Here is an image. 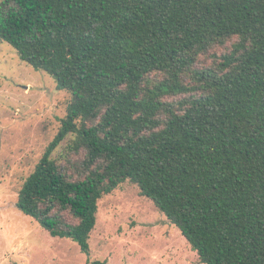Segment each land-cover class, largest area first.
<instances>
[{
	"label": "trees",
	"instance_id": "trees-1",
	"mask_svg": "<svg viewBox=\"0 0 264 264\" xmlns=\"http://www.w3.org/2000/svg\"><path fill=\"white\" fill-rule=\"evenodd\" d=\"M0 39L70 95L22 214L89 255L129 181L201 264H264V0H1Z\"/></svg>",
	"mask_w": 264,
	"mask_h": 264
},
{
	"label": "rangeland",
	"instance_id": "rangeland-1",
	"mask_svg": "<svg viewBox=\"0 0 264 264\" xmlns=\"http://www.w3.org/2000/svg\"><path fill=\"white\" fill-rule=\"evenodd\" d=\"M69 98L52 76L21 61L0 39V264H201L179 230L129 181L98 201L89 255L16 208L19 189L56 134Z\"/></svg>",
	"mask_w": 264,
	"mask_h": 264
}]
</instances>
